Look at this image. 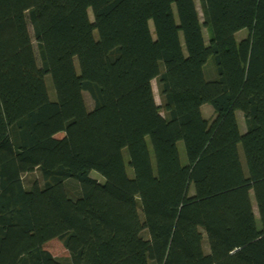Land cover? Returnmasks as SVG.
I'll use <instances>...</instances> for the list:
<instances>
[{
	"label": "trees",
	"instance_id": "16d2710c",
	"mask_svg": "<svg viewBox=\"0 0 264 264\" xmlns=\"http://www.w3.org/2000/svg\"><path fill=\"white\" fill-rule=\"evenodd\" d=\"M199 2L0 0V264H264V0Z\"/></svg>",
	"mask_w": 264,
	"mask_h": 264
},
{
	"label": "rangeland",
	"instance_id": "374dc122",
	"mask_svg": "<svg viewBox=\"0 0 264 264\" xmlns=\"http://www.w3.org/2000/svg\"><path fill=\"white\" fill-rule=\"evenodd\" d=\"M196 1H197L198 9H199L200 14H201L202 11H201L200 2H199V0H196ZM90 17L91 18L93 17L92 11H90ZM150 26L153 29L152 22H150ZM30 30L32 31V34H33V30L31 28H30ZM204 32H205L206 38H208V34H207V31L205 29H204ZM237 34H238L237 35L238 38H241V37H244L247 34V32L244 31V30H241ZM45 80H46L47 86L49 87L50 95L53 96V93H55V91L53 89L51 76L49 74H47ZM153 87H154V93H155L156 101H157V103L159 105H161L162 104V100H161V97H160V94H159V89H158V85H157V81L156 80L153 81ZM84 96H85V100H86V104H87L88 108L91 109L93 107V100L91 99L90 95L87 92H84ZM212 108L213 107L210 104H204L202 106V112H203L205 117L211 119L214 116V111H213ZM163 113H164V111H163ZM236 115H237L241 130L243 132H245L246 124H245V119H244V115H243L242 111L237 110L236 111ZM58 136H61V134H59ZM178 147H179V151H180L181 161H182L183 164H186L187 163V156H186V151H185V146H184L183 141H180L178 143ZM150 151H151L152 157H154L151 147H150ZM241 153H242V149H241ZM124 157H125L126 164H127V171H128V173L130 175H133L134 171L131 168V166H129V164H128V151L126 149L124 150ZM242 160H243V163H244V166H245V159H244L243 153H242ZM91 176L96 178V179H98L99 181H103V178L96 172H92ZM35 180H38L39 183L42 182L40 177H39L38 172H34L33 174H27L25 176V183H26L27 186H30L33 183V181H35ZM74 185L75 184L73 182H71L69 184L70 187H72ZM191 190L192 191L194 190L193 185L191 187ZM252 197H253V194H252ZM252 201H253L254 211H255L256 215H258L256 201L254 199ZM257 222H258V225H259L260 224L259 219H258ZM45 248L53 256H55L57 259H59L61 264H71L69 252L66 250V248L64 247V245L62 244V242L60 240H58V239L50 240L45 245ZM204 248L206 250L209 249L207 241H206V237L204 238Z\"/></svg>",
	"mask_w": 264,
	"mask_h": 264
}]
</instances>
